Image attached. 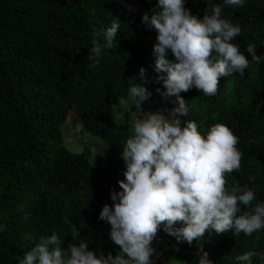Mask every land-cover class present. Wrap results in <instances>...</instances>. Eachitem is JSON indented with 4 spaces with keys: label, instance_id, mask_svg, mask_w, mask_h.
Listing matches in <instances>:
<instances>
[{
    "label": "trees",
    "instance_id": "obj_1",
    "mask_svg": "<svg viewBox=\"0 0 264 264\" xmlns=\"http://www.w3.org/2000/svg\"><path fill=\"white\" fill-rule=\"evenodd\" d=\"M221 3L187 0L185 7L202 18L208 4ZM155 6L156 0H0V264H17L41 235L55 231L67 248L101 230L99 212L112 204L111 191H120V153L131 134L130 120L117 122L113 105L127 98L128 80L139 68L154 67L156 32L141 15ZM222 16L241 26L232 41L241 51L254 43L256 54H264V0L225 5ZM114 20L120 28L113 48L89 59L93 29ZM180 95L189 106L181 124L193 120L206 131L223 123L238 137L240 168L225 174V187H254L252 204L264 202V63L251 64L243 76L220 77L214 96L194 87ZM71 114L104 141V165L91 161L88 148L72 152L64 145ZM157 234L180 248L168 253L196 264L195 240L178 243L162 227ZM200 243L213 264H239L235 258L244 252L264 254V229L250 236L206 232Z\"/></svg>",
    "mask_w": 264,
    "mask_h": 264
},
{
    "label": "clouds",
    "instance_id": "obj_2",
    "mask_svg": "<svg viewBox=\"0 0 264 264\" xmlns=\"http://www.w3.org/2000/svg\"><path fill=\"white\" fill-rule=\"evenodd\" d=\"M186 2L156 0V6L141 15V23L156 32L154 71L163 86L162 92L157 91L174 98V106L167 116L162 111H143L142 103L151 96L145 68L139 69L141 82L129 78L127 107L134 105L135 110L129 114L131 134L120 153L123 179L117 181L120 191L110 193L112 204L105 203L98 217L110 225L109 238L119 251L97 255L84 240L62 248L61 238L53 231L41 235L17 258V264H155L152 242L161 227L178 243L197 242L196 264H213L200 243L206 232L250 236L264 229V202L252 204L254 187H225V174L240 168L238 137L223 123L212 124L206 131L198 130L193 120L181 124L189 106L180 95L194 87L205 96H214L220 77L243 76L251 64L264 63V54H256L254 43L241 51L232 42L241 26L222 16L223 6L242 7L245 0L208 4L202 18L191 14ZM119 28L115 20L107 27L94 28L88 58H98L102 49L113 48ZM248 179L252 182L255 177ZM240 205L247 210L240 212ZM252 257L264 264V254L256 251L235 259L239 264H253Z\"/></svg>",
    "mask_w": 264,
    "mask_h": 264
},
{
    "label": "rangeland",
    "instance_id": "obj_3",
    "mask_svg": "<svg viewBox=\"0 0 264 264\" xmlns=\"http://www.w3.org/2000/svg\"><path fill=\"white\" fill-rule=\"evenodd\" d=\"M146 87L151 91V96L142 103L141 107L143 111H162L165 116L168 115L169 109L174 105L172 103L174 98H166L160 95L163 91L162 82L157 80L159 75L154 71V67H146ZM140 69V68H139ZM139 69L133 74L132 77H136L135 82H141L139 80ZM160 89V92L157 91ZM130 103L128 98H121L113 105V110L116 115V120L119 123H126V119L130 120L129 114L135 110V106L132 105L131 109L127 107ZM63 138L64 145L72 152H81L88 148L91 152V161L104 165L107 161V149L104 141L95 137L91 132H88L74 121V116L71 114L63 126ZM124 161L120 169V179H123ZM109 231L106 222L102 224L101 230L91 229L88 236L82 240L87 242V246L90 250H93L97 255L103 253L102 248L110 246L115 252L119 251V246L115 245L109 238ZM75 240L77 238L75 237ZM153 246L156 249L157 255L155 256V264H184L182 259L177 255H172L167 252L170 248H174L167 240H164L159 234L153 240Z\"/></svg>",
    "mask_w": 264,
    "mask_h": 264
},
{
    "label": "water",
    "instance_id": "obj_4",
    "mask_svg": "<svg viewBox=\"0 0 264 264\" xmlns=\"http://www.w3.org/2000/svg\"><path fill=\"white\" fill-rule=\"evenodd\" d=\"M173 247H174V249L176 250V251H180V248L173 242V241H171V240H167Z\"/></svg>",
    "mask_w": 264,
    "mask_h": 264
}]
</instances>
